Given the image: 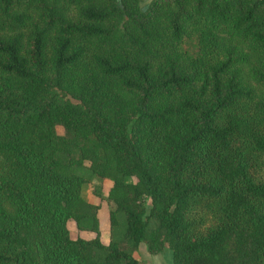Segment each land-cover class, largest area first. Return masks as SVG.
<instances>
[{"label": "trees", "instance_id": "16d2710c", "mask_svg": "<svg viewBox=\"0 0 264 264\" xmlns=\"http://www.w3.org/2000/svg\"><path fill=\"white\" fill-rule=\"evenodd\" d=\"M84 170L110 181L106 243ZM140 244L264 264V0H0V264Z\"/></svg>", "mask_w": 264, "mask_h": 264}, {"label": "rangeland", "instance_id": "374dc122", "mask_svg": "<svg viewBox=\"0 0 264 264\" xmlns=\"http://www.w3.org/2000/svg\"><path fill=\"white\" fill-rule=\"evenodd\" d=\"M146 5V4H145ZM145 5H139L140 7L144 8ZM56 132L61 134L62 129L60 126H56ZM83 177L85 178V182L82 184L81 187V196L86 199L87 201L97 204L98 205V210H97V216L99 219V236L100 240L103 243H106L108 239L110 238L109 235V227H108V216H107V211H108V203L105 201V195L107 192V189L110 185V181L106 179H99L93 174H90L86 170L82 171ZM100 190L102 192V198L97 197L94 194L95 190ZM146 208L148 206V203L146 202ZM67 229L69 230L70 234L72 237L76 236H81V237H90L92 234L87 233V232H81L78 231L75 227L74 224L71 221H68L67 224ZM154 226L153 220H149L148 223V228H151ZM119 236V231L118 229L114 231L113 237H118ZM133 256L141 262V264H171V254L170 250L168 248H165L164 250L158 252L155 255L148 254L144 248L143 244H140L138 249L133 252Z\"/></svg>", "mask_w": 264, "mask_h": 264}, {"label": "crops", "instance_id": "0c3cea01", "mask_svg": "<svg viewBox=\"0 0 264 264\" xmlns=\"http://www.w3.org/2000/svg\"><path fill=\"white\" fill-rule=\"evenodd\" d=\"M149 0H139V5H145Z\"/></svg>", "mask_w": 264, "mask_h": 264}]
</instances>
